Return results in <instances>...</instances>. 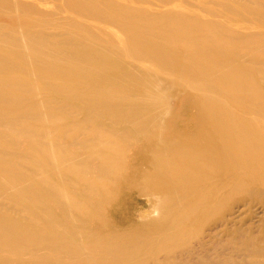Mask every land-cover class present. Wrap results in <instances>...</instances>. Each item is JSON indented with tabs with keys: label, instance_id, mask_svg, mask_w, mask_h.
I'll use <instances>...</instances> for the list:
<instances>
[{
	"label": "bare ground",
	"instance_id": "bare-ground-1",
	"mask_svg": "<svg viewBox=\"0 0 264 264\" xmlns=\"http://www.w3.org/2000/svg\"><path fill=\"white\" fill-rule=\"evenodd\" d=\"M206 4L199 10L216 19L187 22L119 0H0V264H137L119 255L131 245L84 231L101 228L103 188L133 144L151 168L148 179L169 190L159 209L184 205L182 194H171L180 176L206 185L220 169L251 159L248 172L215 178L214 187L258 179L264 33L251 30L264 28V0ZM63 13L75 15L69 25L56 21ZM187 102L193 117L183 121ZM32 228L63 237L42 238ZM129 231L117 240L131 241ZM53 244L74 253L57 254Z\"/></svg>",
	"mask_w": 264,
	"mask_h": 264
},
{
	"label": "rangeland",
	"instance_id": "rangeland-1",
	"mask_svg": "<svg viewBox=\"0 0 264 264\" xmlns=\"http://www.w3.org/2000/svg\"><path fill=\"white\" fill-rule=\"evenodd\" d=\"M119 1L129 7L142 6L151 11L173 12L189 22L190 17L208 19L209 16L199 9L205 8L206 2L210 3L213 0H164L153 7L138 4L133 0ZM37 4L45 11L51 12L56 8L51 2ZM74 17L72 13H63L55 16V19L58 23L69 25L71 18ZM209 19L214 20L216 17L210 16ZM79 20L96 30V24L92 21L86 18ZM227 24L231 26L229 22ZM232 28L240 32H249L241 27ZM105 31L114 34L118 41L122 40V36L115 28L105 26ZM251 31L264 33V28ZM204 35L206 33L202 34ZM188 106L187 102L186 109L181 113L183 121H190L193 117V109L191 105ZM263 142L259 141L255 150L249 146V150L257 151ZM60 143L62 144V141ZM132 147L133 150L128 155L130 159L126 164H121L117 174L109 178L103 188L108 200L99 209L103 218L101 228L93 223L87 225L84 231L104 233L112 237L111 240L114 242L131 245L133 251L119 255L137 259V264H264L263 169L260 168L258 171V179L252 178L251 182H241L239 188L235 190L227 188L232 184L230 180L226 185L217 183L215 189L214 179L229 178L236 175L238 170L248 172V168L253 164L251 159H247L246 164L236 161L231 167L220 169L218 177L211 178L206 185L203 184L204 181L199 184L192 183L191 179L189 183L184 182L185 178L180 176L178 187L181 190L176 188L171 194L175 197L182 194L185 198L184 205L164 206L160 209L157 205V209L154 204H165L169 198L167 196L169 190L162 186L156 187L148 179L151 177L149 174L151 168L142 165L141 147L136 144ZM261 156L262 154L258 152L257 161L264 163V157ZM200 188H207L206 195L196 196L200 193L196 189ZM143 189H149L146 191L147 195L140 192ZM190 198L195 199L192 202ZM127 227L130 230L128 239L131 241L117 240L120 238L118 233L126 231ZM30 230L42 238L55 237L56 240L53 241L56 242L63 237L60 232L38 228ZM167 236L170 239L163 241ZM51 247L57 254L74 253V251L70 254L64 253L65 248L62 244H53Z\"/></svg>",
	"mask_w": 264,
	"mask_h": 264
}]
</instances>
